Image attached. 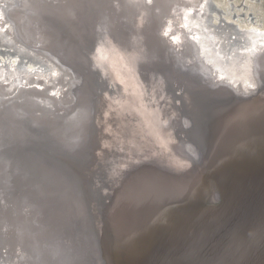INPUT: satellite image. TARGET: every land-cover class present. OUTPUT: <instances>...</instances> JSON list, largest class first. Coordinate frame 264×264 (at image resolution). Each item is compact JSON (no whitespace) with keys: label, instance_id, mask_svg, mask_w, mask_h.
I'll list each match as a JSON object with an SVG mask.
<instances>
[{"label":"bare ground","instance_id":"1","mask_svg":"<svg viewBox=\"0 0 264 264\" xmlns=\"http://www.w3.org/2000/svg\"><path fill=\"white\" fill-rule=\"evenodd\" d=\"M204 7L0 0V51L11 45L51 71L29 78L16 59L6 65L0 128L22 126L35 150L53 151L82 180L81 188L67 182L70 195L55 205V182L22 174L15 154L5 157L0 264H264V30L250 28L255 49L235 79L236 62L225 71L195 26ZM252 77L261 84L244 95ZM95 99L87 165L76 156L89 151ZM79 104L86 114L64 128Z\"/></svg>","mask_w":264,"mask_h":264},{"label":"rangeland","instance_id":"2","mask_svg":"<svg viewBox=\"0 0 264 264\" xmlns=\"http://www.w3.org/2000/svg\"><path fill=\"white\" fill-rule=\"evenodd\" d=\"M203 3H205V7L202 9V19L195 26L207 38L211 51L221 58L219 65L221 64L225 71L229 69L232 60H234V63L236 62L237 67L233 72L235 79L240 78L238 75L239 70L248 63V60L252 57L250 53L255 49L254 40L249 35L251 34L249 33L250 28L254 25L259 30H264V0H206V2L203 0ZM1 40L2 37H0ZM4 46L6 45H2L3 52L0 51V74L4 73L6 65L11 67L10 64L14 63V59L17 62L14 68L18 69L21 75H27L29 78L39 77L40 74L47 76L46 74L51 72L49 70L50 66L39 57L28 52L24 54L20 52L21 55L17 56L16 54H19V52L15 54L17 52L15 48L11 45L8 48ZM5 49H9V51ZM6 52L9 53V56L5 55ZM25 54H27V57H24ZM4 55L5 58H3ZM21 59H23V62L19 65ZM254 81L255 78H248L241 92L245 95L254 93L258 87ZM189 125L188 122L187 126ZM217 202L220 203V199Z\"/></svg>","mask_w":264,"mask_h":264},{"label":"water","instance_id":"3","mask_svg":"<svg viewBox=\"0 0 264 264\" xmlns=\"http://www.w3.org/2000/svg\"><path fill=\"white\" fill-rule=\"evenodd\" d=\"M205 2H206V0H205ZM93 32H94V29L92 30V35H93ZM23 43H25V42H23ZM25 44L27 46H30L27 43H25ZM93 44L94 45H92V50L95 49V47H96L95 43H93ZM30 47H32V46H30ZM247 57L249 58V55ZM53 60L56 63L57 60H55V59H53ZM42 63H44V62H42ZM98 69L100 70V67H98ZM144 69H146V68L144 67ZM146 70L150 71V68L147 67ZM79 73L81 74V72H79ZM254 82L258 85V87H257V90H258V88L261 84V81L258 78H255ZM257 90H255V92ZM93 93L96 94V91H93ZM247 95H249V94H247ZM102 99L103 98H100V102L103 101ZM214 100L215 99L208 100L209 102H207V101L201 102V103L199 102L200 106H198V108L201 109V104H203L205 106L207 104L214 102ZM98 101H99L98 99H95L92 102L93 105L90 108V113H89V115L91 117V120H90L91 123L89 124L88 127H87V125H85V127L87 129L86 132H88V137L85 140V144L89 147L88 150L90 148L91 149L94 148V143L92 140L91 133H92V123L94 122V118H95V115L97 113V108H98V105L100 104V102L98 103ZM12 102H15V101H12ZM13 108H14V113H12V114L23 115V112L19 108V105H13ZM86 108L87 107H84L80 104L75 106L71 110V112L69 113L71 118L69 120L65 119L66 122H65L64 128L71 127L72 123L77 118L82 117L84 114H86V110H88ZM0 109L2 111L4 110L3 107L2 108L0 107ZM22 117H24V116H22ZM24 118H25L27 124L33 123L37 126H42V125L46 124L44 122H36V121L29 120L28 117L27 118L24 117ZM188 122L190 123L189 126H187ZM54 123H56V122H54ZM186 126H187V128H191V129L193 127V125L190 121H187ZM13 128L16 131L9 130L6 132H2V130L0 128V163L7 160L6 156H10V154H15L16 160L14 159V161H15L16 165L18 166V169L21 171L22 174L28 173L31 171L32 174L37 177V179L40 178V180H48V181L55 182L56 183L55 188H52V190H51L52 195H53V193L56 192L57 198L54 200V202H53L54 204L59 203L58 202L59 200H61V201L65 200L66 197H68L70 195L71 190L68 187L67 182L73 183V185H75V186L78 185L81 188L82 180L80 178V175H77V172L74 171L70 165L68 166V163L66 164V161L64 159H62L59 155L54 154L53 151H47L45 153V152H42L40 150L39 151L35 150L34 146L32 145V138L29 135V133L26 132V134H25L24 132H21L22 126H20V125H18L17 127H13ZM77 129H80V127H78ZM18 138L22 139V141L18 142ZM45 148H50V146L45 145ZM64 150H65L64 155H66L68 157V159H70V158L72 159V156L74 155L72 153L73 152L72 150H74V146L69 144V146L65 147ZM192 152L196 156L195 158H197V160H201L200 154L198 152H196L195 149H192ZM76 157H77V160H80V161L85 160L87 163L86 162H84V163H86L88 165V163L92 159V153L89 150L85 154H83V156H76ZM63 193L66 196L63 195Z\"/></svg>","mask_w":264,"mask_h":264}]
</instances>
